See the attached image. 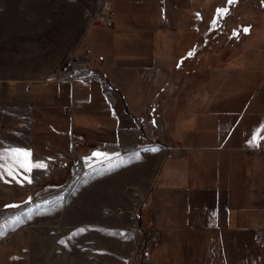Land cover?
<instances>
[{
    "label": "crops",
    "instance_id": "crops-1",
    "mask_svg": "<svg viewBox=\"0 0 264 264\" xmlns=\"http://www.w3.org/2000/svg\"><path fill=\"white\" fill-rule=\"evenodd\" d=\"M214 1L113 0L112 26L89 28L74 51L97 56L71 81L28 83L26 126L15 133L24 140L0 149L30 150L44 172L61 161L67 186L98 162L151 151L158 165L135 264H264V139L252 144L264 137V15L228 55L213 56V87L170 96L197 33L219 31Z\"/></svg>",
    "mask_w": 264,
    "mask_h": 264
},
{
    "label": "rangeland",
    "instance_id": "rangeland-1",
    "mask_svg": "<svg viewBox=\"0 0 264 264\" xmlns=\"http://www.w3.org/2000/svg\"><path fill=\"white\" fill-rule=\"evenodd\" d=\"M98 2L102 0H0V149L24 140L15 133L26 126L25 87L56 78V70L74 55L85 31L100 25L88 26L86 16L97 11ZM214 2L219 10L226 9L211 19L219 31L194 37L172 83L173 103L183 98L185 87L188 93L201 82L213 87V56L228 55L226 46L247 35L243 29L260 28L264 0ZM195 45L198 53L191 56ZM145 152L119 166L98 162L68 186L62 185L67 176L58 173L55 161L48 172L21 169L15 179L0 177V264H135L139 216L157 163L151 151ZM133 185L140 192L126 190Z\"/></svg>",
    "mask_w": 264,
    "mask_h": 264
},
{
    "label": "built area",
    "instance_id": "built-area-1",
    "mask_svg": "<svg viewBox=\"0 0 264 264\" xmlns=\"http://www.w3.org/2000/svg\"><path fill=\"white\" fill-rule=\"evenodd\" d=\"M112 10L113 0H102L95 13L92 14L90 11H87L86 16L88 18V26L96 23L104 27H111L113 24ZM97 54L98 53L96 51L85 50L83 56L79 57L80 60L75 55H70L67 61L56 70L55 76L59 77L63 75L65 76L64 79L71 81L74 78L76 72H81L84 69L85 65L83 64L82 60L88 57H96ZM24 90L28 93L30 91V86H26ZM261 145H264V141L261 142ZM79 146L80 143H75L74 145L75 148ZM168 157H171V155H169ZM59 166H61V161L57 162V167ZM258 242H263V236H258Z\"/></svg>",
    "mask_w": 264,
    "mask_h": 264
},
{
    "label": "snow or ice",
    "instance_id": "snow-or-ice-1",
    "mask_svg": "<svg viewBox=\"0 0 264 264\" xmlns=\"http://www.w3.org/2000/svg\"><path fill=\"white\" fill-rule=\"evenodd\" d=\"M233 0H229V3H232ZM220 13L226 12V9H220ZM248 31L247 28L243 29ZM264 137L259 135L255 136L252 140L254 146H259L260 140ZM97 158L103 157L106 161H110L113 157L109 156L107 153H95ZM30 150L23 148H12L7 152L0 153V177H3L5 174L11 176L13 179L16 178V174L19 170H23L26 173H31L35 168H46V165L43 162L33 161L31 159ZM28 182L31 183L30 176L26 177ZM14 207V206H13Z\"/></svg>",
    "mask_w": 264,
    "mask_h": 264
}]
</instances>
